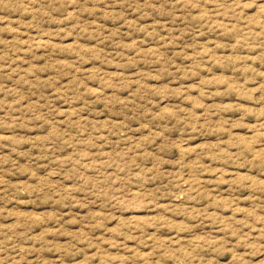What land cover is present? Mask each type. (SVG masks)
Instances as JSON below:
<instances>
[{
  "label": "rangeland",
  "instance_id": "374dc122",
  "mask_svg": "<svg viewBox=\"0 0 264 264\" xmlns=\"http://www.w3.org/2000/svg\"><path fill=\"white\" fill-rule=\"evenodd\" d=\"M0 264H264V0H0Z\"/></svg>",
  "mask_w": 264,
  "mask_h": 264
}]
</instances>
